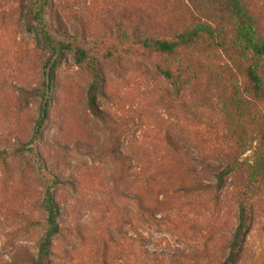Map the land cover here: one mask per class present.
Segmentation results:
<instances>
[{
  "label": "rangeland",
  "instance_id": "374dc122",
  "mask_svg": "<svg viewBox=\"0 0 264 264\" xmlns=\"http://www.w3.org/2000/svg\"><path fill=\"white\" fill-rule=\"evenodd\" d=\"M47 1L54 38L100 65L107 122L89 109V70L36 33L35 0H0V264L38 260L55 180L49 264H225L242 206L251 227L237 264H264V187H247L248 162L264 154V104L244 91L253 62L232 44L234 24L223 49L159 55L141 43L221 16L188 0ZM247 1L264 35V0Z\"/></svg>",
  "mask_w": 264,
  "mask_h": 264
},
{
  "label": "trees",
  "instance_id": "16d2710c",
  "mask_svg": "<svg viewBox=\"0 0 264 264\" xmlns=\"http://www.w3.org/2000/svg\"><path fill=\"white\" fill-rule=\"evenodd\" d=\"M47 0H35L38 11L35 15L37 22L36 33L43 40V43L51 50L54 56H61L64 53L74 55L77 64L85 66L94 78L89 89L88 106L91 113L99 120L107 122V116L97 104V96L104 86V76L100 65L95 57L87 50L79 48L74 42L59 41L54 38L48 26L46 10ZM190 6L195 9L197 6L208 5L213 13L220 17L210 19L209 22H200L198 17L192 25L175 34L171 40H156L148 38L141 43L146 49L159 55L174 56L180 50H189L199 44L219 49L225 48L227 41L224 32L226 19L234 24L232 44L240 52V55L253 62L247 71L249 86L244 89L249 98L264 104V79L262 77V62L264 61V35L258 18L251 9L247 0H188ZM32 32V31H31ZM165 78L172 83L175 90L180 93L185 86L179 77H175L168 71L163 72ZM51 80V77H50ZM50 89V85L48 86ZM37 94L33 92L32 94ZM44 98H47L43 95ZM233 105L240 114L246 112L248 106L242 101V95L236 90L232 99ZM45 118V117H44ZM44 121V119H43ZM237 167H228L219 177L218 187L223 185V177L237 171ZM248 184L250 192L254 193L259 187H264V154L262 150L256 152L254 157L247 164ZM59 182L55 180L46 192L43 203V210L46 214L45 235L40 245L38 260L33 264H49L50 250L53 240L61 234L59 227L60 208L55 198V189ZM251 221L247 208L241 207L239 225L235 231L231 244V251L225 264H237L247 235L250 231Z\"/></svg>",
  "mask_w": 264,
  "mask_h": 264
}]
</instances>
